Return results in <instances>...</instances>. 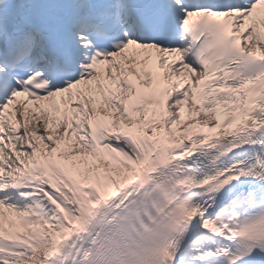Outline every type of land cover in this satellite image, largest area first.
Wrapping results in <instances>:
<instances>
[{
  "label": "snow or ice",
  "instance_id": "1",
  "mask_svg": "<svg viewBox=\"0 0 264 264\" xmlns=\"http://www.w3.org/2000/svg\"><path fill=\"white\" fill-rule=\"evenodd\" d=\"M0 264H264V0H0Z\"/></svg>",
  "mask_w": 264,
  "mask_h": 264
}]
</instances>
